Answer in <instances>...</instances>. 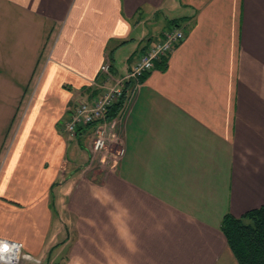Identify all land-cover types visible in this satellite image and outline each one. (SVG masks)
Masks as SVG:
<instances>
[{"label": "crops", "instance_id": "obj_1", "mask_svg": "<svg viewBox=\"0 0 264 264\" xmlns=\"http://www.w3.org/2000/svg\"><path fill=\"white\" fill-rule=\"evenodd\" d=\"M174 21L101 163L64 121ZM261 207L264 0H0L1 239L40 264H239L222 220Z\"/></svg>", "mask_w": 264, "mask_h": 264}, {"label": "built area", "instance_id": "obj_2", "mask_svg": "<svg viewBox=\"0 0 264 264\" xmlns=\"http://www.w3.org/2000/svg\"><path fill=\"white\" fill-rule=\"evenodd\" d=\"M186 31L183 26H174L164 33V38L154 42L140 54L134 66L123 77H115L112 73V60L106 55L99 68L98 77L102 79L96 90V95L90 102L78 104L64 122V132L72 138L78 135L82 127L93 129L90 143L91 152L100 156L101 163L105 161L104 152L110 142L121 145L117 129L133 96L144 85L148 75L155 69L157 61L168 58L170 54L184 41ZM124 103L121 111L112 120H108L110 110L119 102ZM125 153L120 147L117 157ZM99 162V163H100ZM0 264H40L36 257L25 253L21 243L0 238Z\"/></svg>", "mask_w": 264, "mask_h": 264}, {"label": "trees", "instance_id": "obj_3", "mask_svg": "<svg viewBox=\"0 0 264 264\" xmlns=\"http://www.w3.org/2000/svg\"><path fill=\"white\" fill-rule=\"evenodd\" d=\"M174 26H179L177 21L171 27ZM123 105V101L117 103L110 110L108 120L116 118ZM96 181L101 180L97 177ZM221 230L239 264H264V207L249 211L240 218L226 214Z\"/></svg>", "mask_w": 264, "mask_h": 264}, {"label": "rangeland", "instance_id": "obj_4", "mask_svg": "<svg viewBox=\"0 0 264 264\" xmlns=\"http://www.w3.org/2000/svg\"><path fill=\"white\" fill-rule=\"evenodd\" d=\"M160 23V22H159ZM152 25V24H151ZM150 30H152V33H154L155 32V29H153V28H151ZM65 124V123H64ZM104 154V153H103ZM68 156H69V154H68ZM95 157L97 156V155H94ZM101 156V155H100ZM97 166H99V163L97 164ZM100 168L99 167H97L95 170H94V176H97L98 175V177H99V179L101 180L102 178H103V174H99L100 172Z\"/></svg>", "mask_w": 264, "mask_h": 264}]
</instances>
